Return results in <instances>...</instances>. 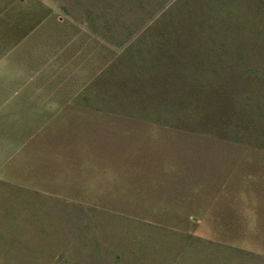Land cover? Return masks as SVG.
<instances>
[{"label":"rangeland","instance_id":"obj_1","mask_svg":"<svg viewBox=\"0 0 264 264\" xmlns=\"http://www.w3.org/2000/svg\"><path fill=\"white\" fill-rule=\"evenodd\" d=\"M148 54L176 102L129 94ZM0 55L33 87L0 111V264H264V143L173 116L264 67V0H0Z\"/></svg>","mask_w":264,"mask_h":264},{"label":"trees","instance_id":"obj_2","mask_svg":"<svg viewBox=\"0 0 264 264\" xmlns=\"http://www.w3.org/2000/svg\"><path fill=\"white\" fill-rule=\"evenodd\" d=\"M187 30L190 38L187 47L191 48V54H203L202 51H206L208 48L210 49L211 44L210 42L207 43L208 39H205L203 34L199 35L196 32V37L194 38V35L190 32V29ZM184 32L185 29L181 31L180 34ZM227 39L228 38L219 39L216 37V41L220 42L221 45H227ZM214 40L215 39L213 37L209 38V41L214 42ZM176 45L184 47L183 44H180L179 36L178 39H176ZM233 53L234 51L231 50V55ZM148 55H151L149 59H147L146 56V58L143 57L146 74L143 73L144 70H140L141 78L137 81L139 83V87L133 86L130 89L129 94L135 96L137 100L140 98L145 101L149 98H155L165 103V99L170 98V96L167 95L170 93V89L173 90L172 94H174V100L176 102V96L179 97V94H177L178 88H176V84L184 82V80L181 82L183 78L181 77L180 72H175L177 67H175L174 64L178 63L163 61V66L165 69L163 71H156L154 74H152L151 71L146 68L145 63L152 62L155 58L153 57V54ZM167 63L169 66H171L170 70L165 65ZM229 64L232 65L230 62ZM229 68L231 73H229V71H225L223 77L218 75L216 79H213L216 81L214 82L216 85L212 83L207 85V95L202 103L203 106L201 109L190 112L189 108H185L184 105L182 106V102H179V104L175 103V105L179 106L180 111L177 115H173L175 113L172 115L178 124L179 122H182V124L189 126L191 123H193L194 125H191L189 128H201L202 130L209 133L211 131L217 132L218 134L224 132L226 136H231L233 138L241 133L244 134L245 137L249 136L255 140H258L256 142L263 144L264 112L261 111L259 105H262L261 102L264 101V94L261 92L259 99L256 101L251 99L252 97L249 98L248 94L252 91L255 92V90H258L263 85L262 76L264 75V67L249 68L246 72L238 71L237 73H232L234 66H230ZM160 83L164 84V86H167V88L171 86L168 89L167 94L164 91L161 92L162 88L159 86ZM238 83H240V85L243 86V89L247 91H242V87H240L242 92L239 93L238 86L240 85ZM191 85L192 88L187 87L189 91L185 93L188 96V99L196 96L195 91L200 90L196 82L188 86ZM158 87H160V89H158ZM185 94L184 96H186ZM156 114L158 117L163 118L164 116L165 119H169V115L166 113L164 115V113L160 110H157ZM259 115L262 116V118L260 117V119H257ZM224 127L226 128V131H224Z\"/></svg>","mask_w":264,"mask_h":264},{"label":"crops","instance_id":"obj_3","mask_svg":"<svg viewBox=\"0 0 264 264\" xmlns=\"http://www.w3.org/2000/svg\"><path fill=\"white\" fill-rule=\"evenodd\" d=\"M9 58L5 56L0 55V111H21L24 109V104L22 102L21 96H25L23 94V90L30 89L32 87L31 83H28L24 81L21 78H18V75L16 72L11 71V68L9 66L3 67L2 64H9ZM24 87V88H23ZM42 89V88H41ZM22 91V93H20ZM26 91V90H25ZM10 96H16L14 99V102L12 103L10 99L7 100ZM18 97L20 99L18 100ZM39 97V98H38ZM42 94H37L35 101H41ZM32 102V101H31ZM34 103V102H33ZM36 104H42V103H36ZM24 110H28L27 106ZM14 122L15 120H12ZM13 123H5V125H0V128H9L12 126ZM15 126V124L13 125ZM1 151H6L5 147L0 146ZM3 168V165H0V169ZM2 186V185H0ZM5 186V185H4Z\"/></svg>","mask_w":264,"mask_h":264}]
</instances>
